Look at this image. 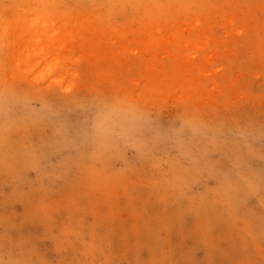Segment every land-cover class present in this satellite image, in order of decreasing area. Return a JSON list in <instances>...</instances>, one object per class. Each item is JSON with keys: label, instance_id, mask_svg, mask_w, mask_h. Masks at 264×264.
Returning a JSON list of instances; mask_svg holds the SVG:
<instances>
[{"label": "rangeland", "instance_id": "374dc122", "mask_svg": "<svg viewBox=\"0 0 264 264\" xmlns=\"http://www.w3.org/2000/svg\"><path fill=\"white\" fill-rule=\"evenodd\" d=\"M0 264H264V0H0Z\"/></svg>", "mask_w": 264, "mask_h": 264}]
</instances>
